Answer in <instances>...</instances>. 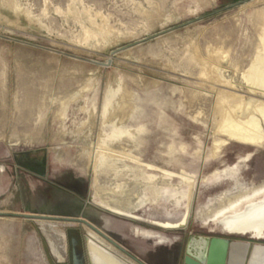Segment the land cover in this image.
<instances>
[{
  "label": "rangeland",
  "instance_id": "rangeland-1",
  "mask_svg": "<svg viewBox=\"0 0 264 264\" xmlns=\"http://www.w3.org/2000/svg\"><path fill=\"white\" fill-rule=\"evenodd\" d=\"M252 66L264 73V0H0V264H55L38 222L10 214L45 213L53 191L15 162L23 153L44 154L48 183L144 259L190 234L220 236L209 209L264 182V148L217 132L213 92L232 80L243 94ZM116 183L143 206L94 200Z\"/></svg>",
  "mask_w": 264,
  "mask_h": 264
},
{
  "label": "bare ground",
  "instance_id": "bare-ground-1",
  "mask_svg": "<svg viewBox=\"0 0 264 264\" xmlns=\"http://www.w3.org/2000/svg\"><path fill=\"white\" fill-rule=\"evenodd\" d=\"M201 70H207V74L209 72L216 74V80L223 84L226 83V79L222 77L223 73L215 66L204 63ZM242 75L249 84L246 90H240L243 93L241 95L235 92L234 84L230 83L232 80L228 82L230 88H227L231 90L221 88L223 84L219 86L220 88L215 87L216 90L213 92L215 102L213 104L218 113L216 120L217 132H221L244 145L264 148V73L261 69L252 66L245 70ZM123 107L125 106L121 103L118 112L123 111ZM124 117H122L123 120ZM120 120L122 121L121 118H118L117 121ZM224 143V140L220 142L221 145ZM216 147L217 143L214 140L212 154H216ZM246 159L247 156H244L239 159V162ZM103 162L106 161H100L99 169H101L100 165ZM112 162L110 164L107 163V167L111 168ZM238 171V165H234L215 170L212 175L214 178L219 176L232 177ZM193 185L194 181L189 183L190 192ZM121 189L117 183L112 187H95L94 200L108 207L117 208L119 205H124L128 210L139 209L143 206V201L138 198L135 203L129 202L126 197L128 193L123 196ZM209 210H211L212 214L208 215L210 217L207 220L222 227V229L224 228L229 232L256 231L257 236L261 235L264 231V182L257 187L242 188L232 195L222 193ZM41 225L43 224L41 223ZM212 230L213 228L210 231ZM85 231L93 240L113 249L111 245H107L103 239L90 229L87 228ZM90 253L95 264H116L112 258L94 245H90ZM208 264H264V244L254 243L247 251L246 241L231 240L226 248L224 239L216 236L211 244Z\"/></svg>",
  "mask_w": 264,
  "mask_h": 264
},
{
  "label": "flooded vegetation",
  "instance_id": "flooded-vegetation-1",
  "mask_svg": "<svg viewBox=\"0 0 264 264\" xmlns=\"http://www.w3.org/2000/svg\"><path fill=\"white\" fill-rule=\"evenodd\" d=\"M14 160L24 169L25 172L37 176L45 184L49 185L51 189H53L52 193L46 191L40 198V201L46 207V211L43 214H51L57 217V219L46 221L47 223H50L48 226L51 227V230L53 231L52 233L53 235H56V237L51 235L52 238H50V236L43 235L50 250H53L52 254L55 259V264H89L87 238H90L91 240L93 239L85 231L86 227L93 231L98 237L102 238L107 244L111 245L113 249H110L100 243L102 246L115 253L129 264H140L134 259V257L144 264H149V262L140 256V254H136L128 248L123 247L111 233L105 230V228L96 224L92 220L85 218L82 213L83 203L79 201L80 198L76 197L73 192L65 190L64 188H61L51 182L48 183L46 180V158L44 154L36 157L30 153H23L16 155ZM98 206L113 213V210L106 209L101 205ZM101 216L102 215L99 216V218H101L100 220L105 223L106 227H108L109 222L104 220L103 216ZM87 224L93 226V229ZM220 228L222 229V227ZM211 229L212 228L208 230L210 231ZM214 230L215 229L211 232ZM217 233L264 238V231L258 236L256 231L247 230L229 232L224 228L222 232L219 231ZM175 238L177 239V237ZM184 243L185 239L182 237L179 246L177 245L176 253L174 254V264H182Z\"/></svg>",
  "mask_w": 264,
  "mask_h": 264
},
{
  "label": "water",
  "instance_id": "water-1",
  "mask_svg": "<svg viewBox=\"0 0 264 264\" xmlns=\"http://www.w3.org/2000/svg\"><path fill=\"white\" fill-rule=\"evenodd\" d=\"M116 50L111 51L110 53L113 54ZM109 63V60L107 64ZM6 212H1L0 214H5ZM10 214L24 217V218H30L34 221L38 222V228L41 231V233L44 235L43 231L45 230V225H49L46 221L57 219L55 215L51 214H35V213H19V212H11ZM41 223L43 225H41ZM90 228L93 229V226L87 224ZM213 233V232H211ZM221 237L224 239L226 243V248L228 247L229 242L231 239H229L227 236H236L235 234H224V233H218ZM241 236V235H239ZM214 234H190L185 239L184 247H183V258H182V264H208V258H209V252L211 248L212 241L214 239ZM248 238L252 240L257 241H264V238H253L252 236H248ZM90 245L96 246L98 249H100L103 253H105L108 257L112 258L116 264H129L125 260H123L121 257L116 255L115 253L107 250L104 246H102L100 243H97L90 238H87V246H88V263L89 264H95L93 262V258L90 253ZM253 243L247 242V251L250 246H252ZM133 258V257H132ZM136 261H138L140 264H144L143 262L139 261L137 258L134 257Z\"/></svg>",
  "mask_w": 264,
  "mask_h": 264
},
{
  "label": "crops",
  "instance_id": "crops-1",
  "mask_svg": "<svg viewBox=\"0 0 264 264\" xmlns=\"http://www.w3.org/2000/svg\"><path fill=\"white\" fill-rule=\"evenodd\" d=\"M177 246H167V248L155 249L152 254H146L145 260L149 264H174Z\"/></svg>",
  "mask_w": 264,
  "mask_h": 264
}]
</instances>
